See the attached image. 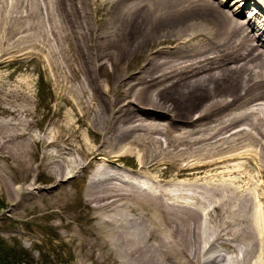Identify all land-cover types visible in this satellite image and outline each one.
Wrapping results in <instances>:
<instances>
[{
	"label": "bare ground",
	"instance_id": "obj_1",
	"mask_svg": "<svg viewBox=\"0 0 264 264\" xmlns=\"http://www.w3.org/2000/svg\"><path fill=\"white\" fill-rule=\"evenodd\" d=\"M240 4L0 0V68H42L56 98L0 74L19 240L64 227L69 264H264V0Z\"/></svg>",
	"mask_w": 264,
	"mask_h": 264
},
{
	"label": "rangeland",
	"instance_id": "obj_2",
	"mask_svg": "<svg viewBox=\"0 0 264 264\" xmlns=\"http://www.w3.org/2000/svg\"><path fill=\"white\" fill-rule=\"evenodd\" d=\"M237 2L239 1L221 0L222 5L225 7L228 3L229 7H233ZM244 9L245 12H247L248 8ZM0 74L8 75V78H11L12 81L14 79L26 80L27 85L30 86L33 104L38 109L54 107L56 101L55 88L52 81L42 68H37L31 65H22L19 64V62H12L8 66L1 67ZM121 162L130 165V163H133V160L130 157H123ZM170 178H173V176ZM228 178H232V176L230 175ZM76 197L77 195H74L71 198V201L67 203L64 208L59 209L60 212L65 215L68 213L74 214L81 219V214L85 212L86 208ZM4 200L5 197L0 191L1 215L4 212H8L7 206L4 204ZM49 221H51L50 217H45L41 220V222H45L47 224H49ZM34 229L37 232V236L33 237V241L40 242L37 246L30 244V241L28 242L24 239H18L19 236H24V234L31 231L26 224L17 222L12 218H0V264H15L20 261L22 264L71 263L74 253L73 246L56 235V232L61 231L64 227H58L56 229L53 226H51V228H45L38 225V227L34 226ZM5 234L8 235L5 236Z\"/></svg>",
	"mask_w": 264,
	"mask_h": 264
},
{
	"label": "trees",
	"instance_id": "obj_3",
	"mask_svg": "<svg viewBox=\"0 0 264 264\" xmlns=\"http://www.w3.org/2000/svg\"><path fill=\"white\" fill-rule=\"evenodd\" d=\"M15 264H20L19 262L15 263Z\"/></svg>",
	"mask_w": 264,
	"mask_h": 264
}]
</instances>
